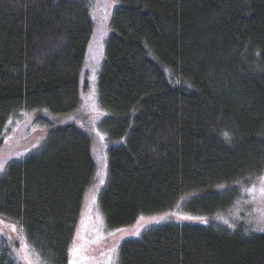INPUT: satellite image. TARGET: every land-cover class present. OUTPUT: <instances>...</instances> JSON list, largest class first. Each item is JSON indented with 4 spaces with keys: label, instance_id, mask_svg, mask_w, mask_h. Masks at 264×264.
<instances>
[{
    "label": "trees",
    "instance_id": "1",
    "mask_svg": "<svg viewBox=\"0 0 264 264\" xmlns=\"http://www.w3.org/2000/svg\"><path fill=\"white\" fill-rule=\"evenodd\" d=\"M93 28L81 0H0V136L19 111L78 108ZM111 28L99 103L121 144L100 198L107 226L178 206L228 212L264 172V0H118ZM95 170L90 139L54 129L0 177V215L45 261L69 264ZM118 252L120 264H264V234L169 219ZM6 253L0 264H16Z\"/></svg>",
    "mask_w": 264,
    "mask_h": 264
},
{
    "label": "rangeland",
    "instance_id": "2",
    "mask_svg": "<svg viewBox=\"0 0 264 264\" xmlns=\"http://www.w3.org/2000/svg\"><path fill=\"white\" fill-rule=\"evenodd\" d=\"M81 1L89 6L94 28L82 66L80 104L76 110L63 115H56L47 110L19 111L12 115L0 136V165L3 166L0 177L6 174L11 163L23 162L38 155L54 129L74 125L90 139L96 170L92 183L83 197L81 214L72 243V247L81 248L78 264H108L110 256L113 264H120L118 250L124 241L138 237L143 231L169 219L175 224L199 226L211 224L226 227L230 231L243 229L246 234H264V231L258 230L264 227V200L260 198L258 191L251 195L247 191L254 186L257 190L260 188V178L264 177V172L258 178L240 186L241 198L226 213L211 217L194 215L183 211V206L181 208L178 206L168 213L142 216L131 227L116 231L109 229L101 211L100 198L109 177V150L121 143L111 141L101 126L108 113L99 103V78L106 62L107 42L111 36V25L118 8V0ZM13 225L16 226V231L13 230ZM137 232L139 235L135 234ZM21 238H26L28 248L34 251H26L22 247ZM0 251L7 252V257L12 258L16 264H50L30 245L21 226L1 215ZM73 258L70 255V260Z\"/></svg>",
    "mask_w": 264,
    "mask_h": 264
},
{
    "label": "snow or ice",
    "instance_id": "3",
    "mask_svg": "<svg viewBox=\"0 0 264 264\" xmlns=\"http://www.w3.org/2000/svg\"><path fill=\"white\" fill-rule=\"evenodd\" d=\"M2 171H3V166L0 165V172H2ZM260 184H261V186H260V188L258 190L254 186L252 189H247V191L249 192L250 195L254 194L256 191H258L260 198L262 200H264V177L260 178ZM181 219H192V217H181ZM156 222H159V221H156ZM12 228H13L14 231H16V226L15 225H13ZM258 230L259 231H264V227H260ZM135 234L139 235V232H137ZM21 239L23 241L22 242V247L26 251H28V252L34 251V250L28 248V244H27L26 238H21ZM113 251L115 252L116 250H113ZM80 252H81V248L77 247V246H73L71 249H69V254L74 257L72 260L69 261V264H78V262H79V253ZM108 264H113V259H112L111 256L108 257Z\"/></svg>",
    "mask_w": 264,
    "mask_h": 264
}]
</instances>
